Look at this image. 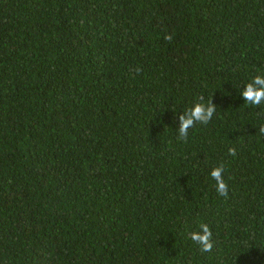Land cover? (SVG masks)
Here are the masks:
<instances>
[{
  "label": "trees",
  "instance_id": "16d2710c",
  "mask_svg": "<svg viewBox=\"0 0 264 264\" xmlns=\"http://www.w3.org/2000/svg\"><path fill=\"white\" fill-rule=\"evenodd\" d=\"M256 75L264 0H0V264H264Z\"/></svg>",
  "mask_w": 264,
  "mask_h": 264
},
{
  "label": "clouds",
  "instance_id": "9594fccd",
  "mask_svg": "<svg viewBox=\"0 0 264 264\" xmlns=\"http://www.w3.org/2000/svg\"><path fill=\"white\" fill-rule=\"evenodd\" d=\"M165 39L171 41L172 36L166 35ZM248 104L259 106L264 102V75H256L246 85L240 94ZM203 97H200V101ZM217 107L213 104L212 99L207 102H196L191 108L178 116V137L182 140H187L189 130L197 124L207 125L213 118ZM261 134H264V126L259 129ZM228 155L235 157L236 149L230 147ZM225 165L220 163L212 168L210 172L211 178L216 182V192L218 195L228 196V184L224 179ZM200 232H192L191 240L195 242L201 253L211 252L213 249L212 232L207 224L200 225Z\"/></svg>",
  "mask_w": 264,
  "mask_h": 264
}]
</instances>
